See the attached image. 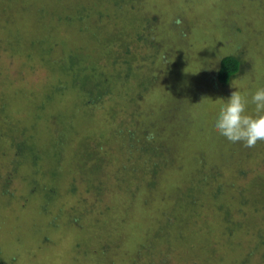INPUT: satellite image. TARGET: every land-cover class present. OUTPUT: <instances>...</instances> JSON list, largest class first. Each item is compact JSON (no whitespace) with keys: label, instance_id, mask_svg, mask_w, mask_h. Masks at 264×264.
<instances>
[{"label":"rangeland","instance_id":"obj_1","mask_svg":"<svg viewBox=\"0 0 264 264\" xmlns=\"http://www.w3.org/2000/svg\"><path fill=\"white\" fill-rule=\"evenodd\" d=\"M229 55L264 86V0H0V264H264V141L192 167Z\"/></svg>","mask_w":264,"mask_h":264},{"label":"clouds","instance_id":"obj_2","mask_svg":"<svg viewBox=\"0 0 264 264\" xmlns=\"http://www.w3.org/2000/svg\"><path fill=\"white\" fill-rule=\"evenodd\" d=\"M238 84L228 98L219 100L212 126L230 143L252 147L264 141V86L258 84L253 90L250 82L244 79ZM250 105L254 106L252 112Z\"/></svg>","mask_w":264,"mask_h":264},{"label":"trees","instance_id":"obj_3","mask_svg":"<svg viewBox=\"0 0 264 264\" xmlns=\"http://www.w3.org/2000/svg\"><path fill=\"white\" fill-rule=\"evenodd\" d=\"M240 68H241V63H240L239 59L236 56L229 55V56L221 57L220 58V62L218 64V69L216 70V72H213L215 74L211 77L212 80L209 81V83H211L212 86L211 87H208L207 86L206 82L208 80H204L202 85L205 88H207V89L209 88L212 91H215L214 89H218L219 88V85H221V87L218 89L219 90L218 92H221L220 94H222V96H225L227 94H230L231 92L228 91L227 84H229L231 82V80H233L235 78V76H237L239 74L238 72L240 71ZM182 94H187V93L184 92ZM206 96H209V94L206 95ZM212 96H215V95H212ZM217 97H221V96H217ZM198 100H202V99H198ZM171 106H172V104H171ZM181 111H183V110L182 109H178V110H176L174 112V113H176L175 116H174V118H173V121L174 122H175V120L177 118V115ZM188 120H191V118H189ZM174 122H172V123H174ZM153 138L156 139V138H159V137L158 136H155ZM162 139H163L164 144L169 146V143L170 142H169V140L168 141L166 140L167 137H166V139L161 138V140ZM223 139H225V138H223ZM259 143H261V141H258L252 147H246V146H244L242 144H239V143H236V144L231 143V149H230V151H228L226 153L225 152H222V153H220V152H218V153H212V155H213L214 158L212 160H209L208 162H206V160H204V159H203L204 160L203 161L202 158H201V155L202 154L205 155V156H203L205 158L206 157H210V156H208L207 151L205 152L206 154L200 152L199 155H198V153H197V154L194 155L193 161H194L195 165L192 166V167H194V168L195 167H198L197 170L200 171L202 169H201V167L199 165H202L204 167L207 166L206 169H208V170L206 171V173H204V175L202 174L203 175V179H204V176H211L212 175L211 170L213 171L214 168L217 169L218 165H220V164H226L227 163L226 165H228L229 167H231L234 164L233 162H235V161H237V160H239L241 158H244V156L246 155V153L249 152L250 150L253 151L254 149H256L257 146L259 145ZM146 144H147L146 148H151V146L154 145L153 143L150 144L149 141ZM149 145H151V146H149ZM169 148L171 150L173 149L171 145L169 146ZM202 149H204V148H202ZM245 149H247V152H246ZM22 151H23L22 149H19L18 153L20 152V154H21ZM173 153H174V151H173ZM169 155H172V153H170ZM33 158H35V157L33 156ZM164 158L166 160V157H164ZM174 159H175V162H177L178 156L176 155V157H174ZM234 159H235V161H234ZM170 161L172 162L173 160L171 159ZM35 162H37V161H35ZM158 164L159 163L152 164V167L148 171V176H149L148 178L149 179L146 180L150 184V185H148V182H147V186H148L149 190L150 191H154V192H159L160 191V187L156 184V179L159 180V178L162 177V174L160 172H156V170H155V167H158L159 166ZM165 165H166V161H165ZM200 173L201 172H199V174ZM242 173H244V172H242V171L239 172V174H242ZM188 174L189 173H186V177H187ZM213 176H214V174H213ZM187 180H188L189 183L191 182V179L190 178H188ZM183 186L184 185H182V183H177V184L175 183V185H173V187L171 189V197H172L173 200L170 199V201L177 200V198L181 197L182 195H185L184 194ZM168 191L169 190H167V192ZM187 193H188V196L191 197V194H190L191 192L189 191ZM148 199H149V201H147V202L144 201L143 205H146V206L149 205L151 198H148ZM140 246H141V248L144 247L143 245H140Z\"/></svg>","mask_w":264,"mask_h":264}]
</instances>
